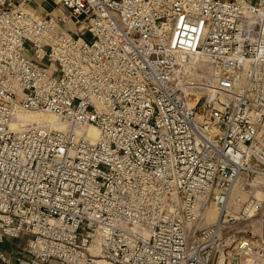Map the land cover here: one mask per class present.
Returning <instances> with one entry per match:
<instances>
[{
  "label": "built area",
  "instance_id": "obj_1",
  "mask_svg": "<svg viewBox=\"0 0 264 264\" xmlns=\"http://www.w3.org/2000/svg\"><path fill=\"white\" fill-rule=\"evenodd\" d=\"M28 1L0 0V264H264L227 218L240 185L264 222V0Z\"/></svg>",
  "mask_w": 264,
  "mask_h": 264
},
{
  "label": "bare ground",
  "instance_id": "obj_2",
  "mask_svg": "<svg viewBox=\"0 0 264 264\" xmlns=\"http://www.w3.org/2000/svg\"><path fill=\"white\" fill-rule=\"evenodd\" d=\"M191 16V15H189ZM188 16H183L178 19L176 28H175V35L178 38H183V40L187 44H194L200 37L199 26L200 22L196 16L189 17L184 21L182 19ZM183 26V27H182ZM184 28V29H183ZM186 32V33H185ZM191 91L188 93L189 101L193 105L198 98H192L190 100ZM27 124H44L50 125L57 129H64L66 127L65 123L60 121L59 118L52 113H44L41 111H33V110H18L15 114V118L12 121V128H18L23 125ZM88 131V136L91 140H95L99 136V130L94 124L87 125L83 127ZM236 189V188H235ZM257 196L261 197L264 194V190L261 188H256ZM216 207V208H215ZM211 209V210H210ZM229 212H233L231 208H228ZM221 216V209L215 205H212L208 210V224L217 222ZM262 230H260L261 232ZM250 256L244 257V262H248L250 260Z\"/></svg>",
  "mask_w": 264,
  "mask_h": 264
},
{
  "label": "rangeland",
  "instance_id": "obj_3",
  "mask_svg": "<svg viewBox=\"0 0 264 264\" xmlns=\"http://www.w3.org/2000/svg\"><path fill=\"white\" fill-rule=\"evenodd\" d=\"M34 1L35 0H29L28 1V8L29 9L33 8V9L37 10L39 13H42L39 10L40 5L37 6L38 4L36 5ZM49 1H51L53 3L54 8L55 7L57 8L59 6L56 3L58 0H49ZM56 13H57V10L54 12V14H56ZM189 17H192V15L182 19L181 21H184L185 19H188ZM83 33H84V37L86 39L90 40L91 34L87 33V32H83ZM190 93H191L190 100L192 98L193 99L198 98V96L201 94L200 91L197 92L195 90H191ZM253 184H254L253 186L256 187L257 185L264 184V181L261 178H257ZM258 188H261V187H258ZM261 189H263V188H261ZM254 193H255V191H254ZM235 194L238 195L240 198H242V200L238 201V202H233L230 206V208L233 210V212H229V215L227 216V218L233 217V220L229 222V224H230L229 232L234 234L237 238H240L243 236H248V235L252 236L253 234L255 236H260L262 233L264 234V222H262V220H260L259 217L250 218V219H245V218L241 217L240 212L242 209V202L249 197V192H243L242 189L240 188V185H238V187L235 190ZM219 211H220V209H219ZM206 223H209L208 220L206 221ZM260 230H262V231L260 232ZM6 246L11 247L12 242L6 241ZM51 264H55V261H52Z\"/></svg>",
  "mask_w": 264,
  "mask_h": 264
},
{
  "label": "crops",
  "instance_id": "obj_4",
  "mask_svg": "<svg viewBox=\"0 0 264 264\" xmlns=\"http://www.w3.org/2000/svg\"><path fill=\"white\" fill-rule=\"evenodd\" d=\"M34 2H35L36 5L38 4L37 6L40 5V9L39 10H40V12H42V14L43 13L45 14V13H47V12H49V11L54 9L53 3L51 1H49V0H35ZM6 241H10V240H6ZM6 241L4 243H0V249L10 251L11 248L14 247L16 244H13V242L11 241L12 242V246L8 247V246H6ZM17 241L19 242L20 245L24 244V239L23 238L18 239Z\"/></svg>",
  "mask_w": 264,
  "mask_h": 264
}]
</instances>
